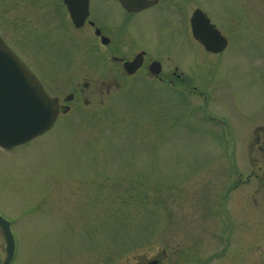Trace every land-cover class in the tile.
Segmentation results:
<instances>
[{"label": "rangeland", "instance_id": "374dc122", "mask_svg": "<svg viewBox=\"0 0 264 264\" xmlns=\"http://www.w3.org/2000/svg\"><path fill=\"white\" fill-rule=\"evenodd\" d=\"M55 5L0 0V33L63 97L111 65L88 73L86 51L55 37L29 40V55L26 39L43 41ZM192 6L221 31L225 49L206 52L188 22L163 16L139 15L128 27L149 52L168 53L193 92L157 95L146 85L132 93L121 78L89 97L101 109L79 103L45 133L0 148V215L15 242L8 264H264V0ZM90 10L117 25L125 16L116 0H90ZM4 245L0 231V264Z\"/></svg>", "mask_w": 264, "mask_h": 264}, {"label": "flooded vegetation", "instance_id": "af4514ba", "mask_svg": "<svg viewBox=\"0 0 264 264\" xmlns=\"http://www.w3.org/2000/svg\"><path fill=\"white\" fill-rule=\"evenodd\" d=\"M116 1L125 13L123 20L118 25L95 18L91 14L90 0H88V13L86 17L77 25L71 18L64 1L60 0L61 6L57 10L56 5L52 7L53 15L51 16V20L53 23L44 32V36L41 38L43 41H40V35H33L26 39V47L31 57L34 52L31 50L33 47L32 42L34 44L46 45L49 42L48 37H55L59 43L65 40L68 44L80 46L86 51V54L84 53L85 59L82 61V66H84L86 72L97 73L98 68L94 65L97 63H108L111 65L108 74L96 75L92 80L89 76L83 77L84 80L81 84L79 82L74 84L73 88L63 97L52 93L50 86L44 83L43 79H40V76L36 74L47 93L57 99L58 116L67 113L70 109H83L78 105L79 103H82L83 106H89V109H101L103 102L100 100L98 106L94 108L89 104L91 102L89 97H100L105 92L110 93L111 89L119 87L121 78L123 85L129 87L128 92L131 91L132 93L137 92L138 88L146 85L147 87H151L150 90H155L157 95L162 93L165 96L177 92L182 94L191 93L197 88L193 86V79L189 75L183 74L182 71L178 72L179 66L170 60L171 57H169L168 53H166L167 55H163L165 58H160L158 55L156 56L149 52L140 41L134 38L137 35L128 27L130 23H133L132 27L136 25L139 22L136 20V16L143 14H149L147 17L148 19H152L151 23H154L157 17L163 16L165 20L170 19V22L179 23L181 26L186 27L195 9L192 6V0ZM184 4L186 8L183 9ZM0 37L3 41L6 40L8 42L2 33H0ZM29 40H32V42ZM4 43L7 45L5 41ZM7 46L20 57L14 49L9 45ZM89 55H93V58H88ZM21 59L30 68L27 61L31 63L33 61H30L31 59L29 60L27 57L25 58L27 61L23 58ZM74 61L75 57L67 61L65 67H70ZM133 61H136L138 66L133 72H130L125 69L124 65L127 62ZM156 63L158 64L157 66L154 65ZM157 68L158 73L155 72ZM46 71H48V68H46ZM61 77H68L67 79L70 80L73 74L70 77L69 73L65 72ZM51 81L55 80L51 78ZM52 87H56V85L54 84ZM155 92L150 91L153 94H156Z\"/></svg>", "mask_w": 264, "mask_h": 264}, {"label": "water", "instance_id": "95a60500", "mask_svg": "<svg viewBox=\"0 0 264 264\" xmlns=\"http://www.w3.org/2000/svg\"><path fill=\"white\" fill-rule=\"evenodd\" d=\"M63 1L74 23L79 25L88 13V0ZM190 25L193 37L206 50L217 53L225 48L226 38L200 9L193 12ZM137 66L136 61L124 65L130 72ZM155 72L158 73V68ZM56 100L45 92L35 74L0 38V146L10 148L25 143L50 129L59 112ZM0 227L6 242L3 264H7L13 255L14 241L8 221L1 216ZM147 264H156V261Z\"/></svg>", "mask_w": 264, "mask_h": 264}]
</instances>
